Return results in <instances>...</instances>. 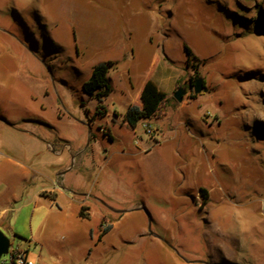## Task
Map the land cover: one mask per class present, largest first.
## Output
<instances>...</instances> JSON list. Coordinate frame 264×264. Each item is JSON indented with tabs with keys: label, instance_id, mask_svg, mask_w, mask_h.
Segmentation results:
<instances>
[{
	"label": "rangeland",
	"instance_id": "rangeland-1",
	"mask_svg": "<svg viewBox=\"0 0 264 264\" xmlns=\"http://www.w3.org/2000/svg\"><path fill=\"white\" fill-rule=\"evenodd\" d=\"M141 48L171 54L174 91L187 93L179 102L173 91L163 130L160 121L116 124L111 141L105 114L116 94L95 107L84 78L90 61L121 67ZM199 76L207 90L196 94ZM188 97L198 98L182 105ZM197 115L199 124L187 122ZM0 166L13 177H0V194L17 196L10 228H0L31 264H96L94 208L90 234L39 229L53 202L41 191L57 181L82 194L77 201L91 194L109 206V264H264V0H0ZM134 206L149 215L132 209L115 222L111 208ZM141 220L173 251L143 242Z\"/></svg>",
	"mask_w": 264,
	"mask_h": 264
},
{
	"label": "crops",
	"instance_id": "crops-1",
	"mask_svg": "<svg viewBox=\"0 0 264 264\" xmlns=\"http://www.w3.org/2000/svg\"><path fill=\"white\" fill-rule=\"evenodd\" d=\"M73 11L72 16H75L79 12L78 5L72 6ZM72 10V9H71ZM74 23V22H73ZM72 23V24H73ZM158 32V26H154L151 32L147 34L146 39H144L142 44H147V39L152 36L154 33ZM125 64L121 67H118L116 60H109L108 62H111V65L109 67V71L107 74L108 82L111 87V91L107 97L112 96V94H116L114 96L115 102L117 103L113 105L114 108H109L107 106L106 101L107 97L103 99L102 102H105L107 108V112L105 114V117L108 119L106 120L107 123V129L108 137L111 141H113L116 136L119 135V132H114L115 129L111 128L116 124H119L121 127L130 126L129 123L124 120V113L126 112L128 106L130 104H140L141 103V92L143 90V87L148 79H152L161 90H163L167 97L170 99L174 88L176 81L179 80V73L178 70L175 68L174 65V58L171 54H168L167 51H160L157 48L151 49H143L141 48L140 51L136 52H125ZM95 61H90V71H92L93 66L95 65ZM91 74V73H90ZM90 76V75H89ZM87 78H84V81ZM87 98L92 101V105L95 107L97 106V101L93 97H91L88 93H85ZM198 97H188L185 99L184 103H181L182 105L190 103L192 100H197ZM118 104L121 106L118 107ZM179 105V104H178ZM176 105L175 107H177ZM170 107V103L167 104V107L165 109V114L161 117L154 118V119H144L147 121H153L157 122L160 121V130H163L168 126V108ZM197 119H191L190 117L187 119V122H194L195 125L199 124L201 116L197 115ZM165 117V118H164ZM109 122L111 126L109 125ZM132 129H135V127L130 126ZM163 133V131H162ZM10 163V165H13L16 163V161H13L12 159L10 161H7ZM1 167V166H0ZM63 173H59V177L62 176ZM2 183L3 181L8 182L9 180H12L11 174H2L1 176ZM176 180L173 179L171 181V188H173V184H175ZM57 187L53 190H46L43 189L41 193L45 195L46 197L50 198L51 201V210H52V216L47 220V218H44L40 222L41 229L47 222L50 227H57L62 224H71V228L73 225H75L76 229H80L85 235L90 234V229L85 223L86 220L90 218V215L92 213L91 209L94 208L99 216V226H100V232H101V224L106 216L108 214L106 206H108L100 197L94 196L91 194H84V199L77 201V196H80L82 194H78L72 187L69 186L67 183H63L62 181H57ZM7 190V188L4 189V191ZM16 195L14 193L10 192H3L0 194V227L2 225H5L7 228L9 225L7 224L8 217L10 216L11 211V205L14 199H16ZM53 203V204H52ZM58 205L59 209L53 207V205ZM84 205L87 207L85 210L86 213H88L89 218L86 219L85 217L80 215V208ZM145 205V204H143ZM109 207V206H108ZM144 206H134L133 208H129L126 210H118L111 208L116 212L117 218L115 222H118L119 220L123 219L124 213L129 212L132 209H141ZM60 212L61 217L57 216L55 213ZM74 215L75 219L77 220L75 224L73 222L69 223L67 220V217L69 215ZM60 215V214H59ZM85 220V221H84ZM112 228L107 232L109 233L113 228L114 224L111 222ZM140 232L143 236V242H149L151 243V248L155 249L158 248V245H163L164 247H168L167 249H171V247L161 238L156 237L154 234L149 233V225L144 220H141L140 225ZM10 228V227H9ZM106 235H103L99 241H98V249L94 250L92 254L89 253L90 257L94 260V263L96 264H109L108 262L112 260V255L109 254V252L112 249H116L114 247L108 248L110 245L109 238ZM32 240L35 242H41L42 238L40 237V234L37 233V235H32ZM108 249V250H107ZM173 251V250H172ZM89 257V256H88ZM91 260V259H90ZM112 263V262H111ZM36 264H46L41 257H39L36 261ZM54 264H65L62 263H54Z\"/></svg>",
	"mask_w": 264,
	"mask_h": 264
},
{
	"label": "trees",
	"instance_id": "trees-1",
	"mask_svg": "<svg viewBox=\"0 0 264 264\" xmlns=\"http://www.w3.org/2000/svg\"><path fill=\"white\" fill-rule=\"evenodd\" d=\"M110 65L111 62H99L95 64L90 76L83 82L84 91L99 103H101L111 91L107 78ZM194 82L191 83L192 86ZM168 101L169 98L167 94L161 90L152 79H148L141 92V103L130 104L124 113V120H126L130 126L135 127L141 119L151 120L161 117L165 114ZM86 209L87 207L82 205L80 215L88 218L89 215L86 213ZM105 221L106 217L101 224L99 239L112 228V224H105Z\"/></svg>",
	"mask_w": 264,
	"mask_h": 264
},
{
	"label": "water",
	"instance_id": "water-1",
	"mask_svg": "<svg viewBox=\"0 0 264 264\" xmlns=\"http://www.w3.org/2000/svg\"><path fill=\"white\" fill-rule=\"evenodd\" d=\"M204 79L203 77L199 76L195 79L193 84L194 93H201L202 91H206L207 88L203 87ZM187 93V88L183 85H179L177 89L174 91L173 96L174 98L181 102L183 100L184 95ZM149 215L146 207H142ZM150 228V225H149ZM10 238L9 236L0 228V258L2 255L8 253L10 248Z\"/></svg>",
	"mask_w": 264,
	"mask_h": 264
},
{
	"label": "built area",
	"instance_id": "built-area-1",
	"mask_svg": "<svg viewBox=\"0 0 264 264\" xmlns=\"http://www.w3.org/2000/svg\"><path fill=\"white\" fill-rule=\"evenodd\" d=\"M149 133H153V131L149 128L148 129ZM10 256L9 259H2L0 258V264H31L27 260V252L21 251V250H15V249H10Z\"/></svg>",
	"mask_w": 264,
	"mask_h": 264
}]
</instances>
